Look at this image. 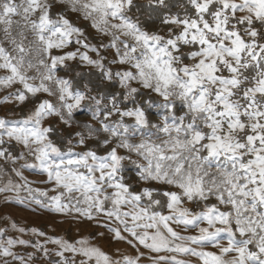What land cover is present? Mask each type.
I'll return each mask as SVG.
<instances>
[{
    "label": "rangeland",
    "instance_id": "374dc122",
    "mask_svg": "<svg viewBox=\"0 0 264 264\" xmlns=\"http://www.w3.org/2000/svg\"><path fill=\"white\" fill-rule=\"evenodd\" d=\"M0 264H264V0H0Z\"/></svg>",
    "mask_w": 264,
    "mask_h": 264
}]
</instances>
